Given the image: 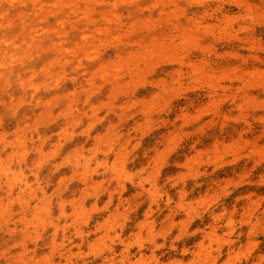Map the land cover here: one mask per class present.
I'll return each mask as SVG.
<instances>
[{"label":"rangeland","instance_id":"obj_1","mask_svg":"<svg viewBox=\"0 0 264 264\" xmlns=\"http://www.w3.org/2000/svg\"><path fill=\"white\" fill-rule=\"evenodd\" d=\"M0 264H264V0H0Z\"/></svg>","mask_w":264,"mask_h":264}]
</instances>
